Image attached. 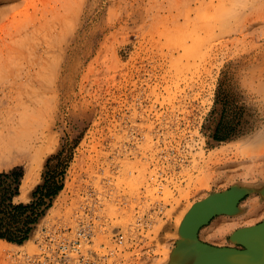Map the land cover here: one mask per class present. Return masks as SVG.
<instances>
[{
	"label": "rangeland",
	"instance_id": "374dc122",
	"mask_svg": "<svg viewBox=\"0 0 264 264\" xmlns=\"http://www.w3.org/2000/svg\"><path fill=\"white\" fill-rule=\"evenodd\" d=\"M223 109V126L247 124L217 141ZM13 169L17 203L64 173L36 229L96 194L113 225L143 216V264L169 262L188 206L244 188L235 214L200 230L232 245L264 218V0H0V172ZM35 234L0 239V264L33 252Z\"/></svg>",
	"mask_w": 264,
	"mask_h": 264
},
{
	"label": "built area",
	"instance_id": "2783aa9c",
	"mask_svg": "<svg viewBox=\"0 0 264 264\" xmlns=\"http://www.w3.org/2000/svg\"><path fill=\"white\" fill-rule=\"evenodd\" d=\"M138 214V213H136ZM70 223L62 221L35 229L36 249L17 264H143L147 221L113 225L105 199L96 194L81 204Z\"/></svg>",
	"mask_w": 264,
	"mask_h": 264
},
{
	"label": "water",
	"instance_id": "95a60500",
	"mask_svg": "<svg viewBox=\"0 0 264 264\" xmlns=\"http://www.w3.org/2000/svg\"><path fill=\"white\" fill-rule=\"evenodd\" d=\"M246 194V189L231 186L195 201L179 226L180 237L167 264H264V218L233 230L232 245H213L200 238V230L213 218L235 214Z\"/></svg>",
	"mask_w": 264,
	"mask_h": 264
},
{
	"label": "trees",
	"instance_id": "16d2710c",
	"mask_svg": "<svg viewBox=\"0 0 264 264\" xmlns=\"http://www.w3.org/2000/svg\"><path fill=\"white\" fill-rule=\"evenodd\" d=\"M224 109L220 122L212 134L214 140L226 141L235 138L245 131L247 121L243 113L238 114L236 121L222 125ZM50 161V158L48 159ZM23 173L17 169L0 172V239L18 245L31 238L40 219L51 207L56 195L63 188L64 173L45 175L42 184H38L31 194L29 202H15L19 195Z\"/></svg>",
	"mask_w": 264,
	"mask_h": 264
},
{
	"label": "bare ground",
	"instance_id": "6f19581e",
	"mask_svg": "<svg viewBox=\"0 0 264 264\" xmlns=\"http://www.w3.org/2000/svg\"><path fill=\"white\" fill-rule=\"evenodd\" d=\"M35 161L34 162H36V165L38 164V158L37 157H35V159H34ZM33 171V170H32ZM31 175V174H30ZM29 175V176H30ZM30 178V177H29ZM26 182H28V180L26 181ZM25 189V187H24V185H22L21 186V190H24ZM192 206V205H191ZM190 206V207H191ZM190 207L188 206L187 208H186V210H183L182 212V214H181V216H180V218H178V221H177V226L179 227V225L181 224V222H182V220H183V218H184V216L186 215V213L189 211V209H190ZM176 226V227H177ZM28 241V240H27ZM169 251H170V248L169 249H167V251L165 252V254H166V256H165V260L167 259V256L169 255L168 253H169ZM144 262V261H143ZM147 264V263H146Z\"/></svg>",
	"mask_w": 264,
	"mask_h": 264
}]
</instances>
